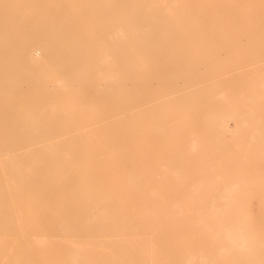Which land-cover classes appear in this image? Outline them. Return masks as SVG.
<instances>
[{
    "label": "bare ground",
    "instance_id": "obj_1",
    "mask_svg": "<svg viewBox=\"0 0 264 264\" xmlns=\"http://www.w3.org/2000/svg\"><path fill=\"white\" fill-rule=\"evenodd\" d=\"M59 1L21 48L45 88L0 113V253L55 229L76 264H264V40H234L264 0Z\"/></svg>",
    "mask_w": 264,
    "mask_h": 264
},
{
    "label": "rangeland",
    "instance_id": "obj_2",
    "mask_svg": "<svg viewBox=\"0 0 264 264\" xmlns=\"http://www.w3.org/2000/svg\"><path fill=\"white\" fill-rule=\"evenodd\" d=\"M46 1H49L50 3L51 1H53L57 5H60L59 0H46ZM0 3H2V1H0ZM12 6L14 7L13 8L14 14L18 13L19 14L18 17L20 16L19 18L12 17L13 21H8V15L6 14L7 12L2 14L0 8V113L11 112L14 107L15 109L16 108L18 109L17 101L19 98L23 96L26 97V92H32V91L41 92L45 88V82L41 79L38 81L35 78L36 77L35 72L33 73L31 72L29 76L26 75V78L28 79H24V77H22L23 73L20 71L23 70V72L26 73L29 67V64L26 61L27 59L26 55L23 52V50H21V48L25 46V44L29 41L30 38H39V39L44 38L41 35L42 30H44V26H45V24L42 23L43 18L45 19L53 18V22L56 25L55 29H57L55 34H59L58 17H51L48 15V13L45 10L44 0H30V1L17 0L16 4H12ZM1 22H3V24H1ZM234 40L256 41V40H264V38L237 37ZM64 41H65V36L60 35L59 38L56 40V43L61 44L64 43ZM14 76L16 77L18 76L20 79L14 78ZM31 76H35V77L32 78ZM13 83L15 84L23 83L26 86L19 88L15 86ZM53 91L55 92V94H60L63 97L62 88H51L50 92ZM32 97L34 98L35 96ZM53 97H55L54 94L48 96H40L37 98L45 100ZM91 97H93L92 93L87 94V98H91ZM9 98L11 99L8 100ZM61 121H64V119L62 118ZM234 124H235L234 120L228 121L230 133L228 132L226 137L230 140H232L233 134H235L236 132ZM263 167H264V163H263ZM262 170L264 169L262 168ZM53 184H57V183H53ZM55 199L56 198H54V200ZM44 231H45L44 243L50 241V244L48 242L47 244L48 246L47 245L44 246L42 256H41L40 247L37 245H34L36 254L34 252L31 253V251H29L32 254V256L29 253L28 254L31 257L27 255V251L25 250H27L29 246L26 245L28 244L27 242H24L25 241L23 240L24 236L23 235L20 236L21 232L19 229H14L12 231L13 237L9 236L4 241L3 250L1 251L0 255L1 254L6 255V258L13 257V260H15L14 264H29L28 261H30L32 258L34 259L31 261L36 263L38 259V258L35 259L36 255L39 257V259L42 257L39 260L40 263H42L43 261V263L45 264H76L75 261H73L74 260L73 255H75L74 252L71 255L73 259L70 260L67 259L68 252L74 251L76 248L74 243H71L69 241L66 242L63 238L62 241L59 240L61 238L57 239L58 233L55 229H48ZM35 233H41V230H36ZM14 235L17 236L15 237ZM46 236H50V238ZM134 238L135 237H132V239ZM24 243L26 246L24 245ZM24 246L26 247V249ZM99 250L97 249L95 253H97L100 256L105 255V253L102 252L103 248L102 249L99 248ZM59 254H61L60 257ZM28 258L31 259L28 260ZM39 261L36 264H40ZM33 262L30 263L33 264Z\"/></svg>",
    "mask_w": 264,
    "mask_h": 264
}]
</instances>
